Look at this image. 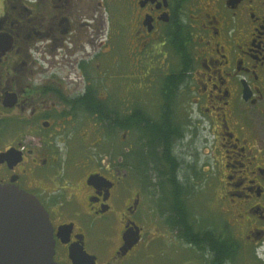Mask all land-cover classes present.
<instances>
[{"label": "flooded vegetation", "instance_id": "1", "mask_svg": "<svg viewBox=\"0 0 264 264\" xmlns=\"http://www.w3.org/2000/svg\"><path fill=\"white\" fill-rule=\"evenodd\" d=\"M153 83L171 108L170 125L180 136L174 147L199 140L208 149L190 157L191 173H180L185 205L191 182L200 184L212 191L224 220L205 225L187 204L182 228L167 218L170 234L196 248L202 264L213 253L195 244L205 235L228 245L223 264H264V0H0V183L41 201L59 264H153L135 218L139 192L124 209L115 244L111 223L97 228L82 221L115 213L125 195L140 145L126 133L141 113L143 86L153 98ZM175 83L177 95H165V85ZM110 118L118 125L110 126ZM85 119L106 146L114 144L109 131H122L123 149L104 165L96 157L97 169L85 166L81 185L69 180L60 187L70 189L66 200L76 204L67 209L59 190H41L36 172L49 158L25 141L34 133L43 144H56V135L46 141L43 133H86L91 128L79 122ZM14 134L21 140L14 143ZM11 148L18 158L4 155ZM200 167L205 173H192ZM93 174L104 180L90 184ZM133 232L138 240L123 246ZM80 246L86 254L71 256Z\"/></svg>", "mask_w": 264, "mask_h": 264}, {"label": "rangeland", "instance_id": "2", "mask_svg": "<svg viewBox=\"0 0 264 264\" xmlns=\"http://www.w3.org/2000/svg\"><path fill=\"white\" fill-rule=\"evenodd\" d=\"M103 66H106V64L102 63L101 67ZM160 87V84L153 83L152 98L148 86H143L141 93L142 97L140 99L142 108L147 112L153 113V117L155 118L160 117L163 103ZM175 110L177 120L179 122L184 120L185 114L182 105V97L177 98ZM79 122L82 123V126L86 125L91 129H87L86 131L88 132L86 133L74 131L62 132L60 134H53L50 131L43 133L46 141L48 137L56 135V144H43V139L40 140L34 133H30L25 141V144L29 149L34 150L36 153L40 152L39 157L41 159L44 157L49 158L47 164L38 167L36 172L39 178H41L40 176L43 177L42 181L38 182L42 186L41 190H45V195H47L49 191L59 190V192L55 194L61 196L59 198L64 201V206L67 207V209L76 204L67 202L66 200L67 193H70V189H63L60 187L65 186L69 180L72 182L75 181L78 185H81L86 170L84 169L85 166H87L86 168L89 170L97 169L99 164L97 163V160L95 161L96 157L100 159V164L104 165L107 160H109L108 157L110 155L117 158L121 149H123L121 146L123 140L122 131H120L115 138L110 139L114 142L113 145L106 146L107 142L104 141L102 132L94 131L93 129L95 126L92 124H85L87 122L86 119ZM126 134L128 135V141H138L137 137L131 134V132H127ZM18 138H20V135L14 134V143L17 140H21V138ZM97 141H99V143L101 142L99 146L96 144ZM174 148L181 158L183 164V171H181V173L183 174L191 173L190 170L192 168L190 165V157L192 156L193 158V154L198 156V151L204 154L208 152V149H201V143L199 140L196 141V143L192 140L188 145L185 144L184 146H181L179 142H176ZM102 154L104 156H102ZM202 168L200 167L199 170H194L192 173L195 172L194 174H197L199 172L202 175V173H205V170ZM129 174L130 176L126 180L127 191L119 204L116 203L115 213H112L105 218L85 217L82 221L97 228L101 227L104 223H111L114 228L111 239L113 240V244H115L117 242L118 231L121 227V218L124 209L135 198L134 193L137 191L141 195V200L135 218L138 223L144 227V243L146 251L150 253V258L153 261V264H202L203 259L200 257L201 253H198L196 248L194 249L192 246L186 245L183 241L173 236V232L170 234L171 232L167 229L168 225H166L165 218L167 216L165 208L166 202L161 199L160 196L162 195V192L170 193L171 189L169 186L164 185L165 189L162 186L160 187L161 190H157L153 188V185L151 184L153 181L152 179L142 177L139 172H133V168ZM191 184V191H189L186 198L188 202L187 204L191 210L199 213V217L205 225L213 224L215 221L223 222L224 220H222L219 213L220 208L215 201V198H213L214 195L212 191L208 189L207 192L200 190L199 182V187L195 186L197 184L194 182H191ZM83 190L84 189H81L78 192L81 193L79 202L82 204L84 203V195H82ZM239 264H241L240 261Z\"/></svg>", "mask_w": 264, "mask_h": 264}, {"label": "trees", "instance_id": "3", "mask_svg": "<svg viewBox=\"0 0 264 264\" xmlns=\"http://www.w3.org/2000/svg\"><path fill=\"white\" fill-rule=\"evenodd\" d=\"M178 89L179 85L177 83L166 84L165 95L176 96ZM165 98L167 100L166 96ZM170 111L171 108L167 101L162 104L159 118L153 117L151 112H147L144 108L141 109L140 115L135 118L137 122L131 132L140 141V145L135 150V155L138 157L139 162L133 165L132 168L133 171H138L142 177L152 180L153 175L157 173L159 176L158 183L164 189V185H168L169 188L171 186L170 193L162 192L160 196L166 202L165 208L168 216L165 218L166 220L169 218V221L176 227L182 228L184 211H186V193L184 191L187 187H184L186 180L181 181L179 178L181 177L180 173L183 169V164L171 151L174 148V138H180V136L177 133H173L174 128L170 125L172 124ZM100 119L102 120V118ZM109 125H118V119L110 118ZM109 135L116 136L117 133L109 131ZM151 184L153 185V181ZM195 244L202 250H213V253L206 257V264H223V261L229 255L228 245L223 238L220 243H217L213 241V238L205 235L200 237Z\"/></svg>", "mask_w": 264, "mask_h": 264}, {"label": "water", "instance_id": "4", "mask_svg": "<svg viewBox=\"0 0 264 264\" xmlns=\"http://www.w3.org/2000/svg\"><path fill=\"white\" fill-rule=\"evenodd\" d=\"M14 149L4 155L8 159L18 158L19 152ZM103 180L98 174L88 178L90 184ZM137 240V233L133 232L129 238L125 237L123 246L130 247ZM54 253L53 226L41 201L14 184L0 183V264H59L54 260ZM70 254L86 252L80 246L77 250L71 248Z\"/></svg>", "mask_w": 264, "mask_h": 264}]
</instances>
